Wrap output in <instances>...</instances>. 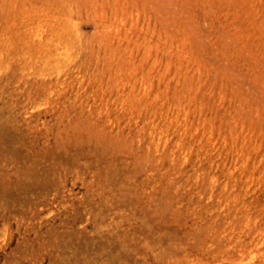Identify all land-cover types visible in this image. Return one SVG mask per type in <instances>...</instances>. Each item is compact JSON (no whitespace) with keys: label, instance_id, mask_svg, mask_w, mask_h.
<instances>
[{"label":"rangeland","instance_id":"374dc122","mask_svg":"<svg viewBox=\"0 0 264 264\" xmlns=\"http://www.w3.org/2000/svg\"><path fill=\"white\" fill-rule=\"evenodd\" d=\"M0 264H264V0H0Z\"/></svg>","mask_w":264,"mask_h":264}]
</instances>
